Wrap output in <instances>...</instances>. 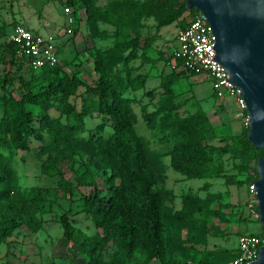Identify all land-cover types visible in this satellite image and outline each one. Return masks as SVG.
<instances>
[{"label": "trees", "instance_id": "1", "mask_svg": "<svg viewBox=\"0 0 264 264\" xmlns=\"http://www.w3.org/2000/svg\"><path fill=\"white\" fill-rule=\"evenodd\" d=\"M61 2L73 8V35L81 22L77 11L83 9L90 32L105 36L97 23L113 26V42L106 49L90 51L96 74L92 82L75 72H65L59 61L53 66L30 69L16 54L14 44H6L12 64L28 77L19 74L18 95L9 89L10 78L0 79V243L20 227L32 232L40 230L41 215L51 198L72 199L78 195L77 201L59 217L63 237L73 250L70 264H150L153 260L160 264H227L236 253L226 248L208 252L210 258L197 261H173L169 255L186 256L191 246L205 244L215 219L229 222L224 210L233 209L235 204L223 201L227 199L226 192L210 191L209 180L223 178L225 186L248 189L258 178L255 166L264 148L255 147L247 139L248 126L239 134L228 135L201 108L179 113L182 106L175 101L173 86L180 77L196 75L177 70L180 60L176 59L173 70L161 77L162 91L154 110L148 112L141 107L147 127L166 147L164 152L150 149L148 140L136 133L134 99L125 96L128 90L144 88L148 77L141 72L133 74L137 70L131 63L136 59L141 63L152 61L148 52L155 35L143 36V21L152 18L156 31L172 23L181 28L199 11L187 9L186 0H110L102 6L96 0ZM15 23L2 20L0 12V37L6 28L11 33ZM171 59L169 54L166 61ZM80 87L84 91L78 108L70 98ZM146 95L153 97V91ZM52 108L59 112L58 116L49 112ZM94 113L100 116L101 123L95 132L84 136V119ZM106 125L112 132L104 138L101 133ZM32 139L40 142L41 172L59 176L56 186L20 187L14 157L16 151L28 150ZM225 155L233 158L235 173L227 172ZM164 156L169 157V167L184 177L205 179L204 197L186 193L181 196L179 209L166 206L174 194L165 187ZM63 163L71 168L81 165L85 170L70 181L62 174ZM254 207L257 211V205ZM81 213L91 219L94 234L87 235L72 224V218ZM110 246L113 250L108 252Z\"/></svg>", "mask_w": 264, "mask_h": 264}, {"label": "rangeland", "instance_id": "2", "mask_svg": "<svg viewBox=\"0 0 264 264\" xmlns=\"http://www.w3.org/2000/svg\"><path fill=\"white\" fill-rule=\"evenodd\" d=\"M110 0H96L97 5H105ZM0 12L2 20H22L34 31L41 33H59L64 29V21L61 17L60 10L62 8L61 0H1ZM77 14L81 17V22L74 35L66 38L60 49L59 66L67 73L75 72L80 78L87 82H92L96 78V74L92 70V57L90 51L95 49H106L112 45L113 26L104 22H98L97 26L100 31L106 32L105 36H98L94 32H90L87 23L85 22L86 15L83 9L77 11ZM188 18L191 16L189 13H185ZM160 30V29H159ZM159 30L155 29V21L152 18L145 19L143 21V28L141 30L143 36L155 35V41L160 38ZM168 29H164L166 32ZM9 28H6L5 34L0 37V79L3 77L10 78L11 84L9 89L14 94H19V85L21 84L19 74H24V71L19 72L11 62L10 53L6 44L10 37ZM168 37V36H166ZM154 41V42H155ZM161 50L164 51V56L160 57L157 54V50L149 51L148 55L151 56L152 61L149 63H141L140 59H136L131 63L134 68L133 74L142 72L147 74V81L144 88L135 91L128 90L125 96L133 98L132 104L133 110L137 114V121L135 123L136 133L149 142L150 149L154 151L164 152L166 147L162 146L158 142V134L150 130L147 127L146 120L144 119L141 107L145 106L148 112L154 110L156 103L160 97L162 88L160 87L161 77L173 70L170 62L166 61L168 52L175 45L174 36L163 38V42L160 43ZM142 69V70H141ZM181 66L178 70H181ZM25 77H28L24 74ZM200 76L198 75H186L180 77L176 84L173 86L175 92V101L181 103L179 113L186 114L192 113L196 109L201 108L209 117L211 113L216 109L215 107L211 111L210 108L203 104L202 99L197 98L201 87H205V83H200ZM203 84V85H202ZM153 91V97L146 95L147 91ZM84 87H80L77 94L70 98V101L77 105L79 108L81 105V95L83 94ZM1 94V91H0ZM49 112L58 116L59 112L52 108ZM2 113V106L0 105V116ZM64 120V116L62 117ZM216 120L215 118L213 121ZM85 128L83 135H88L90 132H95L98 124L101 123L100 116L94 113L91 116H87L84 119ZM222 131H225V124H215ZM243 123V127H244ZM112 130L109 126H105L101 135L107 138L111 134ZM217 142L218 140H214ZM40 150V142L32 139L28 150L16 151L14 157V166L18 175V182L21 188L26 189L31 186L39 187H52L56 186L59 176H48L41 172L40 164L41 158L38 156ZM225 167L227 172L235 173L233 167V158L229 155L224 156ZM163 162L166 166V180L165 187L171 189L173 197L166 201V206L172 210H177L181 206V196L186 193L197 194L204 197L205 191L202 189V185L205 179L198 178H186L179 172L174 171L169 167V157L164 156ZM256 167V166H255ZM85 170L84 166L74 165L72 168L68 167L66 163L62 164V174L70 181H75L77 174ZM99 183L102 185V182ZM225 185V184H224ZM223 183H220V188L225 189ZM219 187H214V191H220ZM239 190L244 191V187ZM250 198L252 195L249 193ZM78 195H75L72 199L65 197L51 198L49 204L46 207V212L41 215L43 219L42 228L36 232L29 231L25 227H20L14 230L13 234L8 237L4 242L0 243V262L7 261L8 264H70V254L73 253L72 247L67 243L63 237V228L59 222L60 215L67 211L68 208L77 201ZM223 201H230L229 196L227 199L223 198ZM250 203V202H249ZM248 202L237 203L233 209H225V215L229 222H220L215 219L212 225L211 231L207 234L205 244H195L191 246V249L186 253L187 255H181L179 253H173L169 255L173 261H183L184 259L193 258L197 261L199 258L208 257V252L223 248V245L233 244L237 233L234 231L236 225L251 222L249 218L251 216L257 217L256 210L253 206H249ZM216 207V204H214ZM258 222V221H257ZM255 222V226L258 223ZM72 224L79 227L87 235H92L96 232V228L93 225L91 219L81 213L72 218ZM185 231H183V237H185ZM189 246V245H188ZM113 247L108 248V252H111ZM150 264H160L158 260H153Z\"/></svg>", "mask_w": 264, "mask_h": 264}, {"label": "water", "instance_id": "3", "mask_svg": "<svg viewBox=\"0 0 264 264\" xmlns=\"http://www.w3.org/2000/svg\"><path fill=\"white\" fill-rule=\"evenodd\" d=\"M208 22L216 61L240 88L246 105L247 139L264 148V0H186ZM254 181L258 220L264 227V155L256 162ZM249 264H264V244Z\"/></svg>", "mask_w": 264, "mask_h": 264}, {"label": "built area", "instance_id": "4", "mask_svg": "<svg viewBox=\"0 0 264 264\" xmlns=\"http://www.w3.org/2000/svg\"><path fill=\"white\" fill-rule=\"evenodd\" d=\"M64 29L59 33H41L17 22L12 26L9 41L14 44L15 52L24 59L30 69L43 66H53L59 61L58 47L66 38L73 35L75 17L73 8L62 4ZM215 39L210 26L200 12H197L188 23L179 28L175 35V45L171 49L174 61H181V68L188 72L201 75L211 84L217 98L233 99L240 111L246 114V105L242 99L241 90L225 81L229 73L214 60L215 50L212 46ZM244 125L248 126L247 114ZM252 195L249 206L257 205L254 182L248 186ZM258 216V212H256ZM264 244V227L256 233L244 232L237 236V251L227 264H249L258 256V251ZM1 264V262H0Z\"/></svg>", "mask_w": 264, "mask_h": 264}, {"label": "crops", "instance_id": "5", "mask_svg": "<svg viewBox=\"0 0 264 264\" xmlns=\"http://www.w3.org/2000/svg\"><path fill=\"white\" fill-rule=\"evenodd\" d=\"M60 13H61V17L63 19L62 8L60 10ZM12 20H13V18H12ZM15 21L24 24L28 28H31L30 26H28V24L25 23L27 21H22V20H15ZM164 29H168V30H166V32H164ZM178 29H179V27H178V25H176V23H172L170 25L161 27L159 30V33H158L160 38L153 43L150 51L152 52V51L157 50L158 51L157 54H159L160 57L161 56L163 57L164 54H162L160 43L163 42V38L166 39L169 36L172 37V35L174 36V40H175V35H176V32ZM166 36H168V37H166ZM63 41L59 44V47H58L59 49H61ZM169 54L171 55V49L168 52V54H166V55L168 56ZM149 58H151V56H149ZM170 63L172 65V67L175 65V61L173 58L170 60ZM141 73H143V70ZM198 76H200V80H198V81H200V83H205L206 85H204L205 86L204 88L201 87L200 90H197V92L199 93L197 98L202 99L203 104L208 106L211 111L213 110L214 107L216 108L211 113V117H209L210 121L213 124H220V123L225 124L226 133L228 135L229 134H239L243 128V123H244L245 115H246L245 112H242L239 110V108L237 107V105L233 99L217 98L215 96V94L213 93V90L211 88V84H210L209 80H207L206 78H204L201 75H198ZM214 118L216 120L213 121ZM209 182L211 183L210 191H212V192H219V191H214L213 188L216 186L220 188L221 182L224 185L223 178H213V179H210ZM224 187H225V185H224ZM242 187H244V189H245L244 191L239 190ZM242 187H237V186L231 185L225 189L220 188V191L225 190L227 195L229 196L230 202L233 204L243 203V202L249 203L250 196H249L248 189L245 186H242ZM249 220H251V222H246L244 224H240V225L235 226L234 231L237 233V235L235 237V242L231 245L230 244L223 245L224 246L223 248H226L229 251H231L233 254H235L237 251V236L239 234L244 233V232H258L261 230V224H260V222H257V220H258L257 217L251 216V218H249ZM255 222L258 223V226H255ZM1 264H8V262L4 261V262H1Z\"/></svg>", "mask_w": 264, "mask_h": 264}]
</instances>
